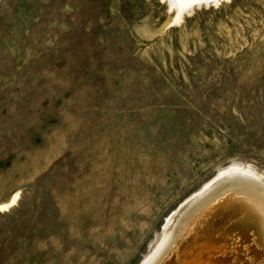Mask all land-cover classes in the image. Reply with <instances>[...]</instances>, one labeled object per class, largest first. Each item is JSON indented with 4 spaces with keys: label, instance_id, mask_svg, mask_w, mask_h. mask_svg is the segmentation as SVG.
<instances>
[{
    "label": "rangeland",
    "instance_id": "obj_1",
    "mask_svg": "<svg viewBox=\"0 0 264 264\" xmlns=\"http://www.w3.org/2000/svg\"><path fill=\"white\" fill-rule=\"evenodd\" d=\"M231 167L264 188V0H0V264H139Z\"/></svg>",
    "mask_w": 264,
    "mask_h": 264
},
{
    "label": "bare ground",
    "instance_id": "obj_2",
    "mask_svg": "<svg viewBox=\"0 0 264 264\" xmlns=\"http://www.w3.org/2000/svg\"><path fill=\"white\" fill-rule=\"evenodd\" d=\"M219 1L168 3L179 21L194 6ZM252 178L242 167L217 173L139 264H264V188Z\"/></svg>",
    "mask_w": 264,
    "mask_h": 264
}]
</instances>
